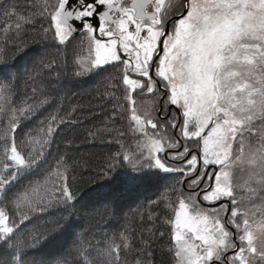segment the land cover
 I'll return each mask as SVG.
<instances>
[{"label":"snow or ice","instance_id":"snow-or-ice-1","mask_svg":"<svg viewBox=\"0 0 264 264\" xmlns=\"http://www.w3.org/2000/svg\"><path fill=\"white\" fill-rule=\"evenodd\" d=\"M39 11L37 19L15 3L3 8L16 35L39 23L33 30L47 43L14 42L11 60L0 55V114L8 119L0 134V264H120L132 247L124 234L93 243L64 215L29 231L37 213L77 200L63 173L50 171L55 196L35 197L42 185L26 183L46 162L57 117L39 152L24 151L29 141L17 139L48 102L40 89L39 100H17L21 79L43 84L54 73L49 83L107 76L108 120L127 122L109 131L118 148L105 168L112 183L101 206L175 180L172 211L156 237L170 264H264V0H55ZM26 55L21 75L17 58ZM134 94L151 97L152 110L138 113ZM128 131L139 133L135 147L123 139ZM60 167L68 171L63 157ZM147 244L145 257L153 255ZM42 245L47 254L33 251Z\"/></svg>","mask_w":264,"mask_h":264},{"label":"trees","instance_id":"trees-1","mask_svg":"<svg viewBox=\"0 0 264 264\" xmlns=\"http://www.w3.org/2000/svg\"><path fill=\"white\" fill-rule=\"evenodd\" d=\"M9 3H15L22 16L32 17L35 14L39 19L40 8L45 3H55V0H0V55H5L11 60L14 57V42L17 45L26 44L29 48L43 47L47 42H40L38 32L33 30L40 27L39 23L24 24V30L16 35L14 22L8 20L3 13L4 6ZM9 24L11 28L5 33L4 28ZM69 56L71 57V53ZM17 62L21 66L22 75L23 67L29 65L27 55L24 58L18 57ZM55 79V73L44 79L43 84L40 82L25 84L24 79H21L20 95L17 100L21 97H35L39 100L42 98L40 91H43L48 102L39 108L35 117L25 122L27 127L23 132L18 131L17 139L26 137L29 141L24 146V151L39 152L44 140L47 139V127L52 123L51 117H57L54 125L57 126V131L51 139L50 146L43 148L46 162L41 161L42 165L33 169L29 174L30 181L26 183L35 185L39 182L42 185L37 188L35 197L55 196L58 195L55 191L57 177L50 176V171L63 173L68 176L77 200L67 209L64 206L49 207L46 212L37 213L34 218L35 223L30 225L29 231L42 230L64 215L65 219L69 220L72 231L88 240H93V243L105 233L109 236L113 234L128 236L132 247L131 250L121 252L120 264H145V259H153L155 264H170L171 258L161 254L162 250L166 251L163 248V241L156 237L159 236L158 221L165 219L166 214H171L172 210L167 205L175 200L173 195L175 180L168 181L166 186L160 184L135 192L121 200L116 207L109 205L105 209L101 206V200L110 190L109 186L112 183V177L105 174V168L109 156L118 148L115 143L108 142L113 140L109 131L113 127L123 130L122 124L126 125L127 122L112 125L108 120L112 104L108 102L107 96L101 95L104 92V81L107 76L94 73L89 77L80 78L79 82H64L61 79L59 82L49 83V80L55 81ZM135 99L137 111L140 113L146 100L137 97ZM7 127L8 119L0 114V134ZM138 135L139 133L128 131L123 139L135 147V137ZM61 157L66 162L68 169L66 173L64 167L57 168V162ZM154 223H156L155 228ZM150 232L155 235L150 237ZM145 241L152 250V256L145 257L142 251ZM33 251L39 255L47 254L49 250L44 249L42 245L40 249Z\"/></svg>","mask_w":264,"mask_h":264},{"label":"rangeland","instance_id":"rangeland-1","mask_svg":"<svg viewBox=\"0 0 264 264\" xmlns=\"http://www.w3.org/2000/svg\"><path fill=\"white\" fill-rule=\"evenodd\" d=\"M84 51H85V49H84ZM82 56L86 58L87 52L82 53ZM151 103H153L151 100H146L145 102H143V107L141 108L142 112L150 111L153 108V104H151ZM149 131H151V130H149Z\"/></svg>","mask_w":264,"mask_h":264}]
</instances>
